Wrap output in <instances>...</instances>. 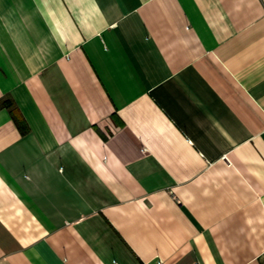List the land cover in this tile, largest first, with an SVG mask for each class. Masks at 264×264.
Segmentation results:
<instances>
[{
	"label": "crops",
	"instance_id": "1",
	"mask_svg": "<svg viewBox=\"0 0 264 264\" xmlns=\"http://www.w3.org/2000/svg\"><path fill=\"white\" fill-rule=\"evenodd\" d=\"M0 264H264V0H0Z\"/></svg>",
	"mask_w": 264,
	"mask_h": 264
},
{
	"label": "trees",
	"instance_id": "2",
	"mask_svg": "<svg viewBox=\"0 0 264 264\" xmlns=\"http://www.w3.org/2000/svg\"><path fill=\"white\" fill-rule=\"evenodd\" d=\"M1 107H5V108L9 109V111L11 112V114L13 116V119L15 120V122H16V124H17V126L20 129L22 134H26L29 131V127H28L27 122L25 121V119L23 118L21 113L16 108L12 99L7 98V99L3 100L0 103V108Z\"/></svg>",
	"mask_w": 264,
	"mask_h": 264
}]
</instances>
